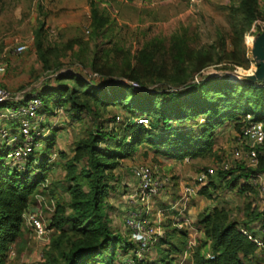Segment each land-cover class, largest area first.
<instances>
[{
  "label": "trees",
  "instance_id": "trees-1",
  "mask_svg": "<svg viewBox=\"0 0 264 264\" xmlns=\"http://www.w3.org/2000/svg\"><path fill=\"white\" fill-rule=\"evenodd\" d=\"M225 11V29L217 27L204 43L198 42L200 34L183 30L168 39H150L131 59L127 53L122 58L116 55L105 65H100L103 55L97 57L95 51L88 66L95 73L105 74V79L92 80L67 72L55 76L52 83H42L38 91L26 93V98L36 94L41 101L37 115L62 109L70 120L85 128L76 140L73 157L58 153L67 158L62 191L69 198L59 194L45 225L54 235L51 252L43 264H121L119 252L133 256L135 245L126 232L113 230L108 217L112 206L105 199L115 188L114 171L119 160L131 156L138 146L168 159L192 161L212 154L215 133L227 125L240 132L245 115L264 124V85L226 77L194 79L210 65L227 63L229 69H234L249 64L243 35L254 22H264V0H229ZM90 13L91 38L103 39L109 30L108 17L94 1ZM100 44H111V40ZM111 106L122 113L123 119L117 120L118 115L107 111ZM11 125V132H15L16 125ZM36 140L43 147L29 154L23 169L9 163L11 146L0 144V264H6L10 245L21 235L23 213L35 196L48 188L46 173L54 136ZM258 159L256 169L243 161L226 171L218 169L200 187L198 194L217 204L199 213L194 222L203 238L192 247L188 258H182L188 244L187 230L172 226L168 220L155 246L159 259L135 258L134 264H180L178 258L184 264H260L257 253L264 250V236L250 224L264 219V208L261 212L250 208L247 215L251 218L240 221L218 197V190L228 187H237L239 193H255L258 187L249 179L264 172V141ZM79 161L83 166L76 171ZM240 178L245 182L241 183ZM241 228L260 236L263 247H258Z\"/></svg>",
  "mask_w": 264,
  "mask_h": 264
},
{
  "label": "rangeland",
  "instance_id": "rangeland-1",
  "mask_svg": "<svg viewBox=\"0 0 264 264\" xmlns=\"http://www.w3.org/2000/svg\"><path fill=\"white\" fill-rule=\"evenodd\" d=\"M91 1L95 2V6L100 11L106 13L110 23L103 39L91 38ZM259 1L262 3L263 0ZM228 3L229 0H0V65H4V71L0 72V85L16 94L38 91L42 83H52L55 76L67 72L77 73L92 80H99L101 77L105 79V74L100 72L97 74L88 66L95 51L97 57L103 55L100 65H105L108 59L115 58L116 55L122 58L127 53L131 59V56L150 39H168L171 34L181 33L183 30L191 34L194 32L200 34L198 42L204 43L209 40L211 33L215 34L217 27L225 29L227 25L225 7ZM70 15L72 25L69 23ZM263 30L264 22L257 21L243 35V44L249 60L247 67L229 69L227 63L210 65L203 68L194 79L230 77L238 81L263 84L264 59H258L253 54V43ZM251 35L254 39L250 38ZM109 39L111 44H100ZM22 42L28 45L27 51L21 55L13 54L12 49ZM112 47L118 49H111ZM259 53H264V40L259 46ZM123 80L129 82L125 77ZM109 109L107 110L109 113H114L115 117L118 115L123 119L122 113L116 111V108L111 106ZM9 117L11 116L6 111L0 114V144L9 143L4 138V134L10 133L13 129V125H9L10 123L6 121ZM88 120V117L84 119L85 126ZM35 125H38L37 129L36 127L34 129L37 133L41 132L43 125L51 128L50 131H43L44 136H54L52 152L49 154L51 165L46 173L48 190L46 189L44 194H38L41 198L35 197L31 204V209L35 210L44 225H47L54 211L55 200L61 195L69 198L62 191L63 186L66 185L67 158L59 157L58 153L61 151L68 158L73 157L76 140L84 134L85 128L70 120L67 112L57 109L53 113L39 115ZM215 134L213 152L206 158L171 163L168 158L154 155L151 151H145L142 146H138L131 156L120 159V164L114 171L117 177L114 182L115 188L109 190L105 199L112 206L108 210V217L113 230L123 234L125 232L123 193L132 182L131 169L140 164H157L161 172L166 173L170 180L171 178L173 180V186H169L170 196L164 200L155 199L148 218L150 225L160 227L163 236L167 221L174 216L175 210L178 211V208L166 211L163 207L169 200L180 195L179 191L184 183L188 182L197 171L206 167L227 162L232 168L239 163L232 157L239 132H236L231 125H227ZM42 147L41 143L36 146V150H41ZM82 166L83 161L76 162V171ZM259 173L264 180V172ZM239 181L245 182L244 178H240ZM249 181L251 182V179ZM255 189V193L250 191L239 193L237 187L222 188L218 190V197L223 200L221 205L230 208L233 217L240 221L249 220L247 218L251 217L247 212L250 208L260 212L264 208V197L260 195L259 189ZM50 192L54 193L55 198ZM193 197L189 202V208L194 212L186 214L184 211V216L191 221L200 211L217 204L214 199H206L198 193ZM263 220V217L253 220L250 226L257 231V228L264 223ZM191 227L196 228L193 223ZM49 234L48 241L38 240L31 230L23 226L21 235L10 245L9 251L13 254L7 257L5 263L43 264L45 257L51 252L49 246L51 247L54 235L52 230H49ZM159 239L160 236L144 255V259L149 261L159 259L155 247ZM129 256L131 254L124 256L119 252L118 262L123 264ZM257 256L261 259L260 264H263L264 250H260ZM182 258H178L180 264L185 263Z\"/></svg>",
  "mask_w": 264,
  "mask_h": 264
},
{
  "label": "built area",
  "instance_id": "built-area-1",
  "mask_svg": "<svg viewBox=\"0 0 264 264\" xmlns=\"http://www.w3.org/2000/svg\"><path fill=\"white\" fill-rule=\"evenodd\" d=\"M27 49L28 45L22 42L12 49V53L21 55ZM2 71H4V65H0V72ZM195 81L198 80L195 79ZM130 83L136 86V83ZM41 105V101L36 94L26 98L25 92L13 94L0 85V110L3 108L0 114L3 111L8 112L11 117L7 118L6 121L10 123L9 125H16L15 132L4 134V138L9 141V143L5 144L11 146L7 159L17 169L24 168L29 154L36 150L37 145H40V142L36 139L44 137L43 131H50V127H42L39 133L34 130L35 127L36 129L38 127V125H35V120L39 117L37 111ZM57 110L62 111V109ZM119 119L120 117H117V120ZM244 120L237 137V144L232 150V157L238 162L243 161L247 167H256L259 148L264 141V124L260 121H252L249 114L245 115ZM138 121L147 124L145 119H139ZM184 160L187 161L188 159L185 158ZM229 168L230 166L227 162L206 167L197 171L188 182L182 185L178 198L180 207L179 211H177L183 217L180 226L184 225L187 228H191V222L184 216V211L187 203L193 196L197 195L200 187L207 182L209 177L214 176L218 169L226 171ZM131 177L132 182L128 184L126 191L123 193L124 202L128 206L124 214V231L129 235L135 248L132 251L133 256H129L123 264H134L135 258L142 259L157 242L158 236H162L163 231L160 227L150 225L148 218L152 210L153 201L156 197L167 193V187L171 185L169 175L161 172V168L157 164L137 165L131 169ZM251 183L258 187L260 195L264 197L262 175L256 174L253 176ZM37 196L41 198L40 195L35 197ZM23 219L26 228L33 232L36 239L42 241L50 239L49 230L45 227L37 212L31 207L23 213ZM240 230L251 238L258 247H263V241L260 236H252L246 228H241ZM258 231L261 236H264L263 225H260ZM12 254L13 252L9 251L8 257L12 256Z\"/></svg>",
  "mask_w": 264,
  "mask_h": 264
},
{
  "label": "crops",
  "instance_id": "crops-1",
  "mask_svg": "<svg viewBox=\"0 0 264 264\" xmlns=\"http://www.w3.org/2000/svg\"><path fill=\"white\" fill-rule=\"evenodd\" d=\"M70 19H69V23L72 25V22H71V15H70V17H69ZM170 161L169 162H171V163H175V162H178V161H176V160H171V159H169ZM173 184V180H172V178H171V185H170V187L171 186H173L172 185ZM170 187L168 186L167 187V193H165V194H163V195H161V196H159L158 198H156L157 200H159V199H161V200H164V199H167L169 196H170ZM127 189V188H126ZM126 191V190H125ZM178 196V195H177ZM178 198H179V196L178 197H175V198H173L172 200H169L167 203L169 204H166L164 207H163V209H165L166 211L167 210H169V209H171V210H175L176 208H178V211H179V207H180V203H179V201H178ZM192 199H194V197L192 198ZM125 201V200H124ZM190 201H191V199H190ZM189 201V202H190ZM189 202L187 203V205H186V209H185V213L186 214H190V213H192V212H194V211H190V208H189ZM213 206H216V204L215 205H212V206H210L209 208H207L206 210H209V209H211ZM31 207V206H30ZM124 210L126 211L127 210V208H128V206L126 205V203H125V205H124ZM189 208V209H188ZM205 209H204V211H206ZM124 211V212H125ZM159 211H161L160 209H159ZM203 210L202 211H200L199 213H201V212H204ZM159 213V212H158ZM175 214H174V216L171 218V222H172V226H176V227H178V228H184V229H186L187 230V237H188V244H187V248H186V250L184 251V253H183V258H188V256L190 255V252H191V249H192V247H194L195 245H197V243H198V241L200 240V239H202L203 238V234H202V232H200L197 228H195V229H193V227H191V228H187L186 226H180L181 225V221H183V217L175 210V212H174ZM199 213H197L196 215H194V217L192 218V221H191V219H190V222H191V225H192V223H193V226H194V222L196 221V219H197V216L199 215ZM179 216V217H178ZM194 231H196V233L194 232ZM197 235V238L195 239V236Z\"/></svg>",
  "mask_w": 264,
  "mask_h": 264
},
{
  "label": "water",
  "instance_id": "water-1",
  "mask_svg": "<svg viewBox=\"0 0 264 264\" xmlns=\"http://www.w3.org/2000/svg\"><path fill=\"white\" fill-rule=\"evenodd\" d=\"M264 38V30L262 31V33L258 36V39ZM254 54L255 57L258 59H264V53L260 54L259 53V49L258 46L256 45L254 48ZM229 79H231L230 77H228Z\"/></svg>",
  "mask_w": 264,
  "mask_h": 264
},
{
  "label": "bare ground",
  "instance_id": "bare-ground-1",
  "mask_svg": "<svg viewBox=\"0 0 264 264\" xmlns=\"http://www.w3.org/2000/svg\"><path fill=\"white\" fill-rule=\"evenodd\" d=\"M264 40V38H261V39H257L256 38V40L254 41V43H253V54H254V48H255V46L257 45L258 46V49H259V46H260V44H261V42ZM254 56H255V54H254Z\"/></svg>",
  "mask_w": 264,
  "mask_h": 264
}]
</instances>
